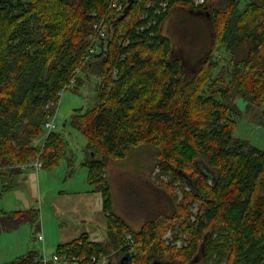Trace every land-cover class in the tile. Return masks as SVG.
<instances>
[{
    "label": "trees",
    "instance_id": "trees-1",
    "mask_svg": "<svg viewBox=\"0 0 264 264\" xmlns=\"http://www.w3.org/2000/svg\"><path fill=\"white\" fill-rule=\"evenodd\" d=\"M111 1L0 0L2 190L15 188L27 171L17 165L40 157L43 168H53L66 155L60 133L44 137L45 122L56 112L51 104L73 78L79 90L87 82L84 73L91 80L94 75V104L74 114L71 124L87 137L82 164L90 183L103 191L108 240L121 250L119 260L107 264L124 256L126 264H189L200 257L207 263L264 264V148L234 134L237 96L264 110V0L244 6V0H120V12ZM176 8L203 12L209 21L208 47L191 63L177 56V46L163 33ZM104 18L109 35L89 53L94 23ZM223 49L231 53L227 64L220 61ZM140 146L157 149V164L183 184L184 199L131 231L112 212L106 159H121ZM194 202L200 203L195 220L189 211ZM25 219L40 225V211L0 209V233ZM175 223L190 235L180 249L161 240ZM123 230L133 232L135 241L127 242ZM68 247L96 254L97 264L108 256L107 244L86 232L57 250ZM39 256L31 250L8 264H37Z\"/></svg>",
    "mask_w": 264,
    "mask_h": 264
},
{
    "label": "rangeland",
    "instance_id": "rangeland-1",
    "mask_svg": "<svg viewBox=\"0 0 264 264\" xmlns=\"http://www.w3.org/2000/svg\"><path fill=\"white\" fill-rule=\"evenodd\" d=\"M228 1L222 0V4ZM248 1L244 0L242 5ZM206 17L203 12L176 8L163 26V33L177 46V56L186 63L193 62L208 47L211 29ZM219 54L223 64L229 63V51L223 49ZM84 76L87 79L84 86L79 90L69 87L62 97L59 95L56 104H51L57 111L54 131L66 141V155L53 168H28L24 176H19L17 187L11 190H2L0 179V209L12 211L35 207L40 211V225L25 219L19 226L0 233V264L15 261L31 250L53 254L60 242H68L84 232L107 244L108 256L103 264L116 263L120 258V247L108 240L111 222L103 191L90 183L88 167L82 164L87 152V137L71 124L74 114L85 112L94 104L97 78L93 75L91 80L85 73ZM235 103L241 108L235 136L264 148V110L242 96H237ZM156 152L155 147L140 146L121 159H106L105 175L112 194V212L123 218L131 231H139L150 219L170 213L173 206L184 199L183 184L172 182L171 171L163 172L157 164ZM199 206V202H194L189 207L194 213L193 220ZM178 224L170 225L161 237L168 247L180 249L190 240L187 232L180 233ZM131 231L123 230L122 234L130 235L135 241ZM39 233L44 235V242L38 240ZM173 262L168 260L158 264ZM189 264H226V260L207 263L200 257Z\"/></svg>",
    "mask_w": 264,
    "mask_h": 264
},
{
    "label": "built area",
    "instance_id": "built-area-1",
    "mask_svg": "<svg viewBox=\"0 0 264 264\" xmlns=\"http://www.w3.org/2000/svg\"><path fill=\"white\" fill-rule=\"evenodd\" d=\"M194 1L197 5H200V4L206 3L208 0H194ZM161 4L166 9L168 5V1H164ZM110 7L120 12L123 10L124 4L120 2V0H112ZM93 30H94V34H91V36L89 37V40L91 43L90 48H89V53H92L95 51L96 49L95 46L101 38L105 39L109 35V26L107 25L105 18L97 20L94 23ZM76 71L78 74L81 73V70L79 69ZM75 85H76V79L73 78L69 84L64 86V88L59 93V95L62 97L66 89H68L69 87L73 88ZM56 112L53 115L49 116V118L45 122V132H46L45 138H47L49 134L52 131H54V128H55L54 119L56 116ZM43 149H44V142L41 147V151H40L41 154L43 152ZM17 166L21 168L22 170H28V168H31V167H34L35 169L39 170L40 168H42L43 162L40 159V157H38L36 160H32L31 162H28V163L19 164ZM37 238L40 241H43V242L45 241V237L42 233H39ZM125 240L127 242L134 241V239L130 235H128L125 238ZM73 248L74 247H68L66 249H63L62 251H59L56 249V252L50 255H47L45 252L40 251V256H39V260L37 264H97L98 256L96 254L87 255V254L77 253L74 251Z\"/></svg>",
    "mask_w": 264,
    "mask_h": 264
},
{
    "label": "water",
    "instance_id": "water-1",
    "mask_svg": "<svg viewBox=\"0 0 264 264\" xmlns=\"http://www.w3.org/2000/svg\"><path fill=\"white\" fill-rule=\"evenodd\" d=\"M180 174H182L188 180L191 179L190 175L184 172L183 169H180ZM128 259H129V256H124V258L117 264H126L125 262L128 261ZM154 264H158V263H154Z\"/></svg>",
    "mask_w": 264,
    "mask_h": 264
},
{
    "label": "crops",
    "instance_id": "crops-1",
    "mask_svg": "<svg viewBox=\"0 0 264 264\" xmlns=\"http://www.w3.org/2000/svg\"><path fill=\"white\" fill-rule=\"evenodd\" d=\"M22 175L24 176V173H21L19 176H22ZM19 176H18V179H17V184H16L15 188H16V187H17V185H18ZM84 233H85V232H84ZM80 235H81V234H80ZM80 235H79V236H80ZM89 235H90V234H89ZM90 236H91V235H90ZM77 237H78V236H77ZM75 238H76V237H75ZM91 238H92V237H91ZM95 240H96V239H95ZM66 241H67V240H64V241L60 242V243L58 244V246H59L60 244L66 243ZM58 246H57V248H58ZM57 248H56V249H57Z\"/></svg>",
    "mask_w": 264,
    "mask_h": 264
},
{
    "label": "flooded vegetation",
    "instance_id": "flooded-vegetation-1",
    "mask_svg": "<svg viewBox=\"0 0 264 264\" xmlns=\"http://www.w3.org/2000/svg\"><path fill=\"white\" fill-rule=\"evenodd\" d=\"M190 12H194V11H190ZM170 16H171V14H170ZM170 16H169V17H170Z\"/></svg>",
    "mask_w": 264,
    "mask_h": 264
}]
</instances>
